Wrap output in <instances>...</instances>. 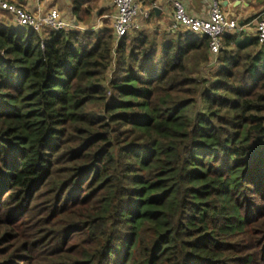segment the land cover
Wrapping results in <instances>:
<instances>
[{"label":"trees","instance_id":"obj_1","mask_svg":"<svg viewBox=\"0 0 264 264\" xmlns=\"http://www.w3.org/2000/svg\"><path fill=\"white\" fill-rule=\"evenodd\" d=\"M240 36L213 69L195 32L1 21L0 264L264 258V48Z\"/></svg>","mask_w":264,"mask_h":264},{"label":"built area","instance_id":"obj_2","mask_svg":"<svg viewBox=\"0 0 264 264\" xmlns=\"http://www.w3.org/2000/svg\"><path fill=\"white\" fill-rule=\"evenodd\" d=\"M114 4L118 13L114 18L113 27L118 44L124 35L140 29L142 22L151 18L152 9L144 6V0H114ZM0 7L13 14L19 25L31 27L41 34L47 29L80 28L76 22L66 18L57 7H52L46 14H36L25 6L9 0H0ZM173 7L169 30L189 31L208 36L210 66L218 65L224 37L240 29L239 18L225 9L222 0H209L206 14L191 12L184 0H174ZM257 37L260 44L264 45V11L257 16Z\"/></svg>","mask_w":264,"mask_h":264},{"label":"crops","instance_id":"obj_3","mask_svg":"<svg viewBox=\"0 0 264 264\" xmlns=\"http://www.w3.org/2000/svg\"><path fill=\"white\" fill-rule=\"evenodd\" d=\"M21 4L36 14H46L52 7L59 8L64 16L76 22L81 30L100 29L104 25H110L108 17L112 18V25L118 11L114 0H88L84 2L79 10H76L75 0H9ZM174 0H144V6L152 9L151 18L142 22L138 30H145L151 34L161 37L164 33L171 36L173 33H185L186 31L172 32L169 24L173 17ZM224 7L232 15L237 16L240 29L234 33H241L240 38L248 37V27L254 25L257 37V16L264 11V5L260 6L257 0H222ZM189 10L195 14H206L209 9V0H184ZM157 8V9H156ZM253 12L251 18L245 19L248 13ZM9 21L11 24L19 25L13 14L0 7V22ZM136 31V30H134ZM264 48L260 44L259 48ZM213 69L216 66H212Z\"/></svg>","mask_w":264,"mask_h":264},{"label":"rangeland","instance_id":"obj_4","mask_svg":"<svg viewBox=\"0 0 264 264\" xmlns=\"http://www.w3.org/2000/svg\"><path fill=\"white\" fill-rule=\"evenodd\" d=\"M257 1L260 2V6L261 5H264V0H257ZM253 15H254L253 12L248 13V15L245 17V19L251 18ZM108 18H109L108 19L109 24L112 25V18H110V17H108ZM254 33H255V27H254V25H250L248 27V36H249V38L253 37ZM262 61L264 63V52H263V55H262ZM195 112H196V109L195 108L191 109V113L192 114H195ZM254 258L257 259L256 262L258 264H264V258L261 255H259V256L258 255H255ZM256 262L253 263V264H257Z\"/></svg>","mask_w":264,"mask_h":264},{"label":"water","instance_id":"obj_5","mask_svg":"<svg viewBox=\"0 0 264 264\" xmlns=\"http://www.w3.org/2000/svg\"><path fill=\"white\" fill-rule=\"evenodd\" d=\"M157 9V8H156Z\"/></svg>","mask_w":264,"mask_h":264}]
</instances>
